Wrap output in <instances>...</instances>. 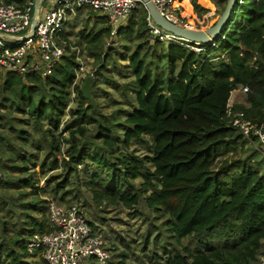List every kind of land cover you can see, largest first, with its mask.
Masks as SVG:
<instances>
[{
    "label": "trees",
    "instance_id": "obj_1",
    "mask_svg": "<svg viewBox=\"0 0 264 264\" xmlns=\"http://www.w3.org/2000/svg\"><path fill=\"white\" fill-rule=\"evenodd\" d=\"M4 1L24 3V0ZM146 17L147 12L141 6L127 25L117 30L123 48L129 50L119 53L113 61L128 62L120 75L126 77L129 72L132 80L124 83V95L134 96V109L123 120L121 110L103 119L94 115L88 103L85 105L88 86L84 81L89 77L80 86L74 84L73 53L63 58L46 78L0 72V131L7 128L24 145L29 136L37 148L42 143L45 146L41 163H37L35 155H24L19 164L13 155L4 156L5 148L12 149L16 140L0 133L2 161L8 159L9 169L24 173L32 160L33 167L40 171H52L60 165L70 168V160L83 161L86 152L80 149L76 135L81 139L86 127H78L68 137L60 131L69 97L76 94L80 101L69 113L96 126V139L101 146L92 148V159L98 167L106 169L110 180L106 192L93 191L95 200L106 198L115 203L118 196L120 204L132 208L146 196V207L168 216L171 223L166 226L177 239L190 236L220 239L227 235L220 245H212L205 252L194 255L176 252L165 264H253L263 251L264 242V158L249 149L245 157L229 165L225 162L220 170L216 167L221 153L235 155L237 148L242 150L246 146L227 117L230 95L238 87L244 91L246 105H235L232 111H241L244 119L264 125V0H237L223 31L213 43L205 45L149 41ZM101 20L105 21L103 17ZM65 35L66 32L64 39ZM109 36L110 28L104 22L97 29L81 30L76 46L85 45L88 56L105 68L112 52L104 50ZM221 55L226 62L214 71L209 58ZM16 114L29 115L36 137L29 135ZM120 128L126 129L125 147L142 136L151 138L150 155L140 159L134 154L120 153L110 137L112 133L117 135ZM57 132L59 135H55ZM64 143L70 153L60 160ZM31 176L24 185L31 186V194L37 196L39 183L33 182ZM138 178L143 181L140 188L133 193L125 191L124 185ZM153 178L159 180L157 191H151ZM37 200L39 204H33L32 208L40 213L43 222L38 223L36 231L43 233L47 201ZM33 223L32 219L28 221ZM33 231L28 232L29 236ZM22 250L20 253L8 250V264H24L27 251Z\"/></svg>",
    "mask_w": 264,
    "mask_h": 264
},
{
    "label": "rangeland",
    "instance_id": "obj_2",
    "mask_svg": "<svg viewBox=\"0 0 264 264\" xmlns=\"http://www.w3.org/2000/svg\"><path fill=\"white\" fill-rule=\"evenodd\" d=\"M54 0H46L43 3V10L51 8L54 5ZM198 7H197V6ZM225 5L224 0H187V15L184 11L182 16L184 22L192 26L193 29H206L209 28L214 21L221 14ZM102 16L98 12H93L90 9H84L75 12L68 20V27L66 30V42L68 43V55L72 53L75 59L76 68L78 63L84 67L82 73L77 74L74 84L79 86L83 83V79L89 77L84 84H87V101L92 108L96 117L101 116L103 119L110 117L117 110L123 111L120 119L123 120L134 109V96L128 94L124 95V83L131 81L132 78L127 72L126 77L120 75L126 65L127 61H117L114 63L113 59L118 58L119 53L128 51L122 46L120 37H107L105 39L104 50H112L111 57L105 61V68H100L99 65L88 56L85 45L76 46L79 41V32L83 29L89 31L90 28H99L105 21L101 20ZM137 15L135 20H137ZM128 19L119 21V27H125ZM150 38V37H149ZM149 41H154L151 38ZM78 48L80 53L79 57L75 58V50ZM214 67V71H218L219 67L226 62L225 56H216L209 58ZM239 98L237 103L234 104L233 99L230 97L228 106L244 105L245 95L242 87H239ZM235 97V96H233ZM70 103L66 110L65 116L61 121L60 131L62 136L68 137L69 132L75 131L78 127H86L85 135L80 139L77 134L76 137L81 144L80 149L86 152L85 159L81 162H73L70 160V168L60 165L57 169L52 171H40L38 168L33 167V162H28V172L24 173L16 168L9 169L7 165L8 159L2 161L0 156V173L2 180L0 182V264H8L9 259L6 254L8 250H14L20 253L25 249V243L29 239V231L34 230L32 233H39L38 223L43 219L40 213L32 208V205L39 204L37 199L54 200L59 204L68 205L70 203H78L83 206L86 213V219L92 226L99 229L107 240L108 247L112 251V257L116 264H165L168 257L176 252H186L187 254H197L205 252L212 247V245H220L227 235L222 238H202L190 236L183 239H177L168 230L166 226L170 219L163 212H155L148 209L142 197L139 203L132 207L126 208L119 202V197L116 196V202L111 203L106 198L102 200L94 199V190L106 192V188L110 183L108 172L105 168H100L93 161V147L101 146L100 140L96 139L97 128L87 120H80L72 116L69 111L75 110L80 99L76 94H71L69 97ZM21 119V124L24 129L36 137V129L34 123L29 115L25 114L20 116L15 115ZM66 129V133H64ZM126 129L120 128L117 130V135L111 134V138L115 141L120 153L125 156L134 154L140 159L148 157L152 145L151 138L142 136L140 140H131L127 147L124 146L123 140ZM4 135H9L13 140V148H5V157L13 155L16 162L20 164L22 156H37V163H41L44 158V143L41 148L33 145L31 138L27 136L25 145L16 139V134L7 131V128L0 131ZM55 135H59L57 132ZM259 151L260 146L258 142L253 145L243 146L242 150L237 148L235 155L231 153H221L217 159V170H220L227 162V165L234 163L240 158L246 156L248 150ZM9 154H8V153ZM70 153L67 143L61 145V157ZM68 161V158H66ZM59 160V161H60ZM252 164V163H251ZM147 169H151V165L145 163ZM253 165V164H252ZM21 167V166H20ZM2 171V172H1ZM32 175L33 182H38L37 196L32 195L33 190L31 186H25L24 181ZM118 177V174H116ZM130 184H125L124 189L128 193H133L138 190L143 183L142 179L129 180ZM154 185L151 191H157L159 187V180L153 178ZM64 193V195H63ZM47 207V203L45 204ZM46 222L43 224V231L47 230L48 219L47 211L45 213ZM33 220V224H28L29 220ZM31 233V234H32ZM216 233V232H215ZM25 242L22 245V242ZM231 239L229 238V242ZM22 248V249H21ZM264 253V242H263ZM38 252L34 254H27L23 258L24 264H42ZM253 264H256L253 263Z\"/></svg>",
    "mask_w": 264,
    "mask_h": 264
},
{
    "label": "built area",
    "instance_id": "obj_3",
    "mask_svg": "<svg viewBox=\"0 0 264 264\" xmlns=\"http://www.w3.org/2000/svg\"><path fill=\"white\" fill-rule=\"evenodd\" d=\"M40 4L39 18L31 38L20 40L28 34L32 21L34 0L23 4L7 3L0 0V72L25 77L32 74L48 77L60 61L67 57L68 43L62 37L67 23L75 12L90 9L98 12L110 28V38L117 35L122 19H130L141 6V0H54V5L43 10ZM155 10L168 22L181 28H191L184 22L182 13L184 0H149ZM150 38L165 44L183 45V40L165 32L154 24L150 16L145 18ZM183 41V42H182ZM198 46L197 44H195ZM188 47V46H186ZM199 52L197 47H188ZM75 58L79 49L74 48ZM81 63L76 65L77 74L82 73ZM75 82V81H74ZM229 124L237 130L246 145L258 142L259 153L264 158V125H256L244 119L241 111L233 112L228 106ZM2 174L0 173V181ZM47 230L32 233L25 243L27 254L38 252L42 264H116L107 240L99 229L86 219L82 205L59 204L47 200ZM256 264H264L263 251L257 256Z\"/></svg>",
    "mask_w": 264,
    "mask_h": 264
},
{
    "label": "water",
    "instance_id": "obj_4",
    "mask_svg": "<svg viewBox=\"0 0 264 264\" xmlns=\"http://www.w3.org/2000/svg\"><path fill=\"white\" fill-rule=\"evenodd\" d=\"M41 2L42 0H34L32 21L29 26L28 34L24 37H21L20 40L33 37L34 29L39 18ZM236 2L237 0L226 1L223 11L218 16L213 26L206 29H189L181 28L168 22L155 10L154 6L149 0H141L142 7L146 10L147 15L150 16L151 20L156 26L185 42L197 45L211 44L217 39L218 35L225 28Z\"/></svg>",
    "mask_w": 264,
    "mask_h": 264
},
{
    "label": "crops",
    "instance_id": "obj_5",
    "mask_svg": "<svg viewBox=\"0 0 264 264\" xmlns=\"http://www.w3.org/2000/svg\"><path fill=\"white\" fill-rule=\"evenodd\" d=\"M239 90H240V88L238 87L235 91H233L232 93H231V98H234L233 99V102H234V104H236L237 103V99L239 98ZM233 96H235V97H233ZM230 101V100H229ZM244 105H246V102H244L243 103Z\"/></svg>",
    "mask_w": 264,
    "mask_h": 264
},
{
    "label": "bare ground",
    "instance_id": "obj_6",
    "mask_svg": "<svg viewBox=\"0 0 264 264\" xmlns=\"http://www.w3.org/2000/svg\"><path fill=\"white\" fill-rule=\"evenodd\" d=\"M181 5L184 8V12L188 15L189 12L187 11V0H184ZM191 28H192V26H191Z\"/></svg>",
    "mask_w": 264,
    "mask_h": 264
}]
</instances>
